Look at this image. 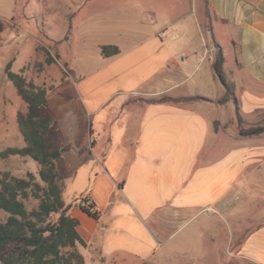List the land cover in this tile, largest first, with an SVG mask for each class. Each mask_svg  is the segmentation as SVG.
<instances>
[{
	"label": "crops",
	"instance_id": "crops-1",
	"mask_svg": "<svg viewBox=\"0 0 264 264\" xmlns=\"http://www.w3.org/2000/svg\"><path fill=\"white\" fill-rule=\"evenodd\" d=\"M156 1L143 7L148 25L120 27L119 43L98 44L99 53L104 44L118 53L100 54V66L82 75L69 66L70 85L61 75L54 94L75 128L76 152L87 153L82 198L100 218L78 207L70 214L100 258L111 231L154 253L189 226L210 231L211 242L226 226L231 243L241 238L234 264H264V211L244 216L264 204L248 197L264 189V132L241 133L264 122V0ZM55 43L66 44L58 51L67 63L69 41ZM163 96L199 99L155 101Z\"/></svg>",
	"mask_w": 264,
	"mask_h": 264
},
{
	"label": "rangeland",
	"instance_id": "rangeland-1",
	"mask_svg": "<svg viewBox=\"0 0 264 264\" xmlns=\"http://www.w3.org/2000/svg\"><path fill=\"white\" fill-rule=\"evenodd\" d=\"M79 1L0 0V150L8 146L25 145L17 127L16 115L18 112H26V104L4 73L6 63L12 57L15 58L11 65L12 71H18L27 80L44 86L47 95L55 99L53 102L50 100L48 107L54 115L53 135L60 147L66 148L61 160L56 163V168L63 176V199L66 203L80 200L86 194L88 173L85 158L87 153L79 156L76 152V141L72 135L75 128L71 126L68 113L60 112L63 103L54 94L61 82V75L70 85L73 81L71 68L78 76L99 67L104 59L100 56L98 44L119 43L120 27H127V33H132L134 25H148L143 7L153 0H87L82 7L75 5L74 8L73 2ZM58 10H66L67 13L73 11L75 14L66 17L58 13ZM124 32L126 34V30ZM130 36L125 40H130ZM59 37L64 41L67 39L71 47L67 63L58 51L59 48L66 49V44L57 47L55 43ZM49 57L53 59L52 62L47 61ZM77 101V98L73 99V102ZM83 145L82 142L78 146ZM39 168L40 165L29 157L0 158V175L7 171L13 176L25 177L31 172L35 175V181L43 186L37 175ZM256 188V191L249 189L248 197L254 201H264V189L262 191L261 188ZM24 204L27 210H31L38 204V199L30 196L24 200ZM256 210L263 212L264 204L252 206L246 215L242 213L245 221L252 219ZM6 216L0 210V219L4 220ZM102 220L104 221V215ZM230 229L228 231L225 226L220 234L214 233V241L211 242L210 231L189 226L184 230L186 236L177 233L172 241L159 247L154 253L150 247L136 245L126 235L111 231L105 239L103 258L91 254L86 247L78 245L77 250L84 255L85 264H234L236 248L241 238H236L231 243ZM137 249L143 251L138 252ZM133 253L143 260L142 263L132 258ZM201 255H204L205 262H202Z\"/></svg>",
	"mask_w": 264,
	"mask_h": 264
},
{
	"label": "trees",
	"instance_id": "trees-1",
	"mask_svg": "<svg viewBox=\"0 0 264 264\" xmlns=\"http://www.w3.org/2000/svg\"><path fill=\"white\" fill-rule=\"evenodd\" d=\"M119 52L115 45H101L100 54L109 57ZM52 62V58L47 59ZM12 61L6 63L4 73L13 84L18 96L26 104V112L16 115L17 127L25 145L8 146L0 150V158L9 156L29 157L40 165L35 175L28 172L17 177L9 172L0 175V210L7 216L0 219V264H85L83 254L77 246L86 247L80 237L78 220L70 214L72 207H78L95 220L100 210L89 199L81 202H65L63 199V176L56 168L65 147H60L53 135L54 116L49 110L47 92L42 86L27 80L20 72L11 70ZM220 80L225 83L220 70V61L215 64ZM198 97L156 99L162 101H188ZM264 132L261 125L241 129L242 134L255 135ZM62 181V182H61ZM32 196L38 204L27 210L24 200Z\"/></svg>",
	"mask_w": 264,
	"mask_h": 264
},
{
	"label": "built area",
	"instance_id": "built-area-1",
	"mask_svg": "<svg viewBox=\"0 0 264 264\" xmlns=\"http://www.w3.org/2000/svg\"><path fill=\"white\" fill-rule=\"evenodd\" d=\"M82 200H84V198L80 199V200H77L76 202H81Z\"/></svg>",
	"mask_w": 264,
	"mask_h": 264
},
{
	"label": "water",
	"instance_id": "water-1",
	"mask_svg": "<svg viewBox=\"0 0 264 264\" xmlns=\"http://www.w3.org/2000/svg\"><path fill=\"white\" fill-rule=\"evenodd\" d=\"M219 57H220V55H219Z\"/></svg>",
	"mask_w": 264,
	"mask_h": 264
}]
</instances>
